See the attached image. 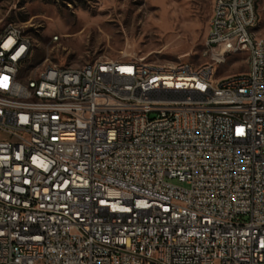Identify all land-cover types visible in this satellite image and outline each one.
Listing matches in <instances>:
<instances>
[{
	"label": "built area",
	"instance_id": "built-area-1",
	"mask_svg": "<svg viewBox=\"0 0 264 264\" xmlns=\"http://www.w3.org/2000/svg\"><path fill=\"white\" fill-rule=\"evenodd\" d=\"M256 1L212 0L199 65L121 56L22 79L30 39L5 26L0 264H264ZM238 51L247 71L216 78Z\"/></svg>",
	"mask_w": 264,
	"mask_h": 264
},
{
	"label": "rangeland",
	"instance_id": "rangeland-1",
	"mask_svg": "<svg viewBox=\"0 0 264 264\" xmlns=\"http://www.w3.org/2000/svg\"><path fill=\"white\" fill-rule=\"evenodd\" d=\"M211 12L212 0H0V33L13 23L30 39L22 79L45 65L121 56L199 65L212 61L205 47ZM256 14L253 30L264 36V0L256 1ZM247 69L246 51L227 53L215 65V77Z\"/></svg>",
	"mask_w": 264,
	"mask_h": 264
},
{
	"label": "bare ground",
	"instance_id": "bare-ground-1",
	"mask_svg": "<svg viewBox=\"0 0 264 264\" xmlns=\"http://www.w3.org/2000/svg\"><path fill=\"white\" fill-rule=\"evenodd\" d=\"M8 24H12V23H8ZM22 68L23 67H21V69ZM63 68H70V67H63ZM141 69H148V62H141ZM93 72H100V61H93Z\"/></svg>",
	"mask_w": 264,
	"mask_h": 264
}]
</instances>
